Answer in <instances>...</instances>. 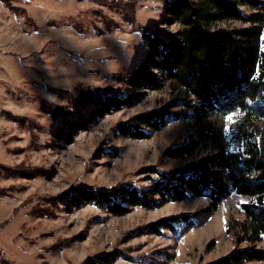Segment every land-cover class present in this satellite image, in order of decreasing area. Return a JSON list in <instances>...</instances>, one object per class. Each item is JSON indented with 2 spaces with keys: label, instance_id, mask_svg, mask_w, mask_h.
Instances as JSON below:
<instances>
[{
  "label": "rangeland",
  "instance_id": "rangeland-1",
  "mask_svg": "<svg viewBox=\"0 0 264 264\" xmlns=\"http://www.w3.org/2000/svg\"><path fill=\"white\" fill-rule=\"evenodd\" d=\"M257 1V10L242 11L259 14L258 27L264 33V0ZM10 4L0 2V264H211L245 247L235 227L245 220L241 204L250 198L236 193L211 213L205 212L208 200L193 198L156 209L133 208L122 217L93 205L76 209L67 198L83 188L145 186L149 168L181 169L220 149L239 151L257 145L264 156V121L246 125L238 112L231 113V124L230 114L198 123L180 121L152 132L147 140L116 133L117 126L165 109L178 97L154 67L145 72L159 88L134 90L126 84L147 57L148 33L160 29L170 39L181 29L179 23L163 24L164 4L159 0ZM217 27L249 26L235 21ZM118 96L131 97V102L94 117L88 128L73 135L72 143L60 136L96 103ZM225 128L231 130L225 133ZM196 138L202 143L191 155L166 156V150ZM181 214L196 216V226L178 235L139 232ZM257 248L264 251V242ZM102 257L109 262L101 263Z\"/></svg>",
  "mask_w": 264,
  "mask_h": 264
},
{
  "label": "trees",
  "instance_id": "trees-1",
  "mask_svg": "<svg viewBox=\"0 0 264 264\" xmlns=\"http://www.w3.org/2000/svg\"><path fill=\"white\" fill-rule=\"evenodd\" d=\"M164 4L163 24L179 23L175 38L165 39L160 29L151 37L147 57L133 70L126 80L128 88L141 90L159 85L145 70L154 67L162 72L178 97L165 109L140 115L127 124L119 125L118 135L135 140H147L152 132L162 130L180 121L201 122L212 115H229L238 112L246 125L264 121V33L258 27L262 17L253 13L245 15L243 7L257 10V0H159ZM5 6L14 0H0ZM11 5V4H10ZM242 22L249 27L240 30L221 29L220 23ZM131 97H112L93 106L85 117L69 124V132L60 134L72 143L73 135L85 130L93 122L114 110L128 105ZM183 107L187 112H173ZM144 127V128H142ZM202 141L199 138L166 150L169 158L191 155ZM149 183L145 186L130 184L95 190L83 188L67 197L71 205L81 209L93 205L116 217L128 215L133 208L156 209L168 203L190 199L209 201L207 213L233 193L250 198L241 204L245 220L235 227L242 235L239 242H246L228 256L211 264H246L263 262L264 251L258 250L264 242V156L257 145L231 151L220 149L214 154L173 171L147 169ZM196 216L181 214L148 225L139 232L152 231L161 235L168 231L178 235L182 229H193ZM112 256V255H111ZM135 262L134 258L124 256ZM134 259V260H133ZM109 259L102 257L100 262ZM8 264V263H7ZM209 264V263H206Z\"/></svg>",
  "mask_w": 264,
  "mask_h": 264
},
{
  "label": "snow or ice",
  "instance_id": "snow-or-ice-1",
  "mask_svg": "<svg viewBox=\"0 0 264 264\" xmlns=\"http://www.w3.org/2000/svg\"><path fill=\"white\" fill-rule=\"evenodd\" d=\"M227 120H228V123H229V124L232 123V115H231V114L227 117ZM230 130H231L230 128H225V133H227V132L230 131Z\"/></svg>",
  "mask_w": 264,
  "mask_h": 264
}]
</instances>
